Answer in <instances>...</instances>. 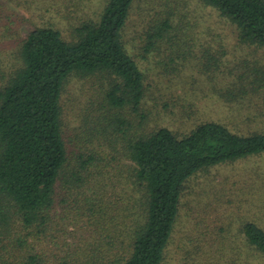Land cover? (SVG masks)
Instances as JSON below:
<instances>
[{
    "label": "rangeland",
    "instance_id": "1",
    "mask_svg": "<svg viewBox=\"0 0 264 264\" xmlns=\"http://www.w3.org/2000/svg\"><path fill=\"white\" fill-rule=\"evenodd\" d=\"M105 1L0 0V85L32 30L51 26L71 41L75 28L99 19ZM166 19L171 28L149 47ZM122 38L144 75L139 111L108 106L109 82L101 76L68 80L61 108L69 173L59 178L43 226L26 229L14 207L0 206V264H29L30 256L68 264L96 236L94 218L122 215L128 203L132 210L128 140L163 127L186 135L204 122L244 134L264 130V49L240 43L237 28L214 8L200 0H136ZM82 156H94L97 165L81 172L75 188L70 180ZM245 221L264 229V154L215 166L185 184L164 264H198L205 255L210 264H264L259 252L243 247Z\"/></svg>",
    "mask_w": 264,
    "mask_h": 264
},
{
    "label": "trees",
    "instance_id": "2",
    "mask_svg": "<svg viewBox=\"0 0 264 264\" xmlns=\"http://www.w3.org/2000/svg\"><path fill=\"white\" fill-rule=\"evenodd\" d=\"M135 1L106 0L99 19L75 28L71 41L51 26L32 30L18 48L11 71L2 77L0 206L14 207L26 229L46 224L59 178L69 173L61 108L68 80L101 76L109 82L108 106L137 113L142 105L144 75L122 38ZM200 1L237 28L240 43L264 49V0ZM169 28L171 21L166 19L149 36L148 46ZM124 153L131 163L128 200L135 195L134 208L127 209L128 203L122 215L105 211V223L94 218L96 236L68 264H164L185 184L215 166L263 155L264 130L244 134L218 122H204L178 135L163 127L128 140ZM96 161L94 156L83 157L70 186L78 187L81 172L95 167ZM240 231L247 252L264 257V229L245 221ZM203 258L198 264H210L206 255ZM29 264H39L37 257L30 256Z\"/></svg>",
    "mask_w": 264,
    "mask_h": 264
}]
</instances>
